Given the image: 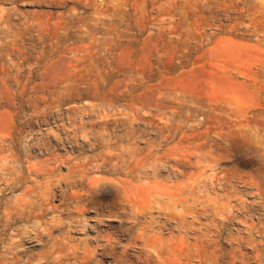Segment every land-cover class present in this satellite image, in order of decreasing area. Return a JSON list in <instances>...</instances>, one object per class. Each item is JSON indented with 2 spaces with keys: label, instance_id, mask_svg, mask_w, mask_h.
Segmentation results:
<instances>
[{
  "label": "rangeland",
  "instance_id": "rangeland-1",
  "mask_svg": "<svg viewBox=\"0 0 264 264\" xmlns=\"http://www.w3.org/2000/svg\"><path fill=\"white\" fill-rule=\"evenodd\" d=\"M0 264H264V0H0Z\"/></svg>",
  "mask_w": 264,
  "mask_h": 264
}]
</instances>
